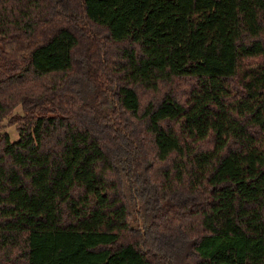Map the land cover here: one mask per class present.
I'll use <instances>...</instances> for the list:
<instances>
[{"label":"trees","instance_id":"trees-1","mask_svg":"<svg viewBox=\"0 0 264 264\" xmlns=\"http://www.w3.org/2000/svg\"><path fill=\"white\" fill-rule=\"evenodd\" d=\"M0 264H264V0H0Z\"/></svg>","mask_w":264,"mask_h":264},{"label":"rangeland","instance_id":"rangeland-1","mask_svg":"<svg viewBox=\"0 0 264 264\" xmlns=\"http://www.w3.org/2000/svg\"><path fill=\"white\" fill-rule=\"evenodd\" d=\"M4 130L9 133L10 138H14L15 136V131H14V125L13 124H5L4 125Z\"/></svg>","mask_w":264,"mask_h":264}]
</instances>
